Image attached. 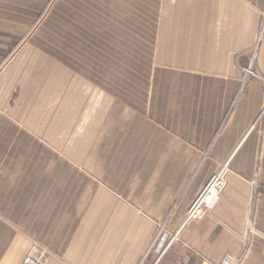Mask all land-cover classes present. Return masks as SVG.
I'll use <instances>...</instances> for the list:
<instances>
[{"label": "crops", "instance_id": "1", "mask_svg": "<svg viewBox=\"0 0 264 264\" xmlns=\"http://www.w3.org/2000/svg\"><path fill=\"white\" fill-rule=\"evenodd\" d=\"M50 1L0 0V264H151L163 223L161 264H264V0L53 4L74 40ZM64 42L70 67L22 46Z\"/></svg>", "mask_w": 264, "mask_h": 264}, {"label": "built area", "instance_id": "2", "mask_svg": "<svg viewBox=\"0 0 264 264\" xmlns=\"http://www.w3.org/2000/svg\"><path fill=\"white\" fill-rule=\"evenodd\" d=\"M264 19V17H263ZM264 30V26H263ZM244 81L248 80H258L264 86V76L260 75L253 69V65L250 64L248 67L243 69ZM224 186L223 178L220 175L214 176L209 182L207 187L198 197L196 202L190 208L186 214V222L191 220H198L202 218L206 210H210L216 203L218 198V191ZM214 188L215 194L210 195V190ZM179 231L176 233H169L166 229V223L161 224L158 227L157 233L153 239L149 254L151 256V264H161L162 260L168 253L170 247L177 240ZM47 253L37 247V245L32 246V251L25 256L23 264H46L47 263ZM242 261L241 256H234L230 254L224 255V257L218 262L213 263L209 261H202L200 264H240Z\"/></svg>", "mask_w": 264, "mask_h": 264}, {"label": "rangeland", "instance_id": "3", "mask_svg": "<svg viewBox=\"0 0 264 264\" xmlns=\"http://www.w3.org/2000/svg\"><path fill=\"white\" fill-rule=\"evenodd\" d=\"M51 7L48 8L46 11L40 13L37 21H40L41 24L45 22H52L53 24L56 23L58 32H61L64 37H68L69 39L74 40V33H72V29L70 28L71 24H74V12H62L53 10V4L55 3H66L64 0H51ZM73 27V26H72ZM39 28L34 30V33L37 32ZM50 31V29H47ZM68 33V34H67ZM23 47H30L34 51H42L48 54L49 57L52 55H63L62 61L64 66L70 67L71 64H74V42H64L63 44H42V43H25L22 45ZM72 51V52H71ZM58 53V54H57ZM63 53V54H62ZM60 58V57H59ZM67 64V65H66ZM74 66V65H73Z\"/></svg>", "mask_w": 264, "mask_h": 264}, {"label": "bare ground", "instance_id": "4", "mask_svg": "<svg viewBox=\"0 0 264 264\" xmlns=\"http://www.w3.org/2000/svg\"><path fill=\"white\" fill-rule=\"evenodd\" d=\"M215 189L214 188H212L211 190H210V195L212 196V195H214L215 194Z\"/></svg>", "mask_w": 264, "mask_h": 264}]
</instances>
